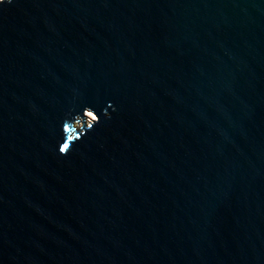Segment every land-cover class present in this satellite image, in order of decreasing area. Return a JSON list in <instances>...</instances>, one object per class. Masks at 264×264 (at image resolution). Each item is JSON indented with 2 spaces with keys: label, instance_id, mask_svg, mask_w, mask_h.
Returning a JSON list of instances; mask_svg holds the SVG:
<instances>
[{
  "label": "water",
  "instance_id": "95a60500",
  "mask_svg": "<svg viewBox=\"0 0 264 264\" xmlns=\"http://www.w3.org/2000/svg\"><path fill=\"white\" fill-rule=\"evenodd\" d=\"M0 264H264V0H3Z\"/></svg>",
  "mask_w": 264,
  "mask_h": 264
},
{
  "label": "snow or ice",
  "instance_id": "6c2138e0",
  "mask_svg": "<svg viewBox=\"0 0 264 264\" xmlns=\"http://www.w3.org/2000/svg\"><path fill=\"white\" fill-rule=\"evenodd\" d=\"M0 3H3V0H0ZM65 147H67V146H65ZM64 149H61V151H63Z\"/></svg>",
  "mask_w": 264,
  "mask_h": 264
},
{
  "label": "bare ground",
  "instance_id": "6f19581e",
  "mask_svg": "<svg viewBox=\"0 0 264 264\" xmlns=\"http://www.w3.org/2000/svg\"><path fill=\"white\" fill-rule=\"evenodd\" d=\"M90 116H92V115H90ZM93 117V116H92ZM94 118V117H93Z\"/></svg>",
  "mask_w": 264,
  "mask_h": 264
}]
</instances>
